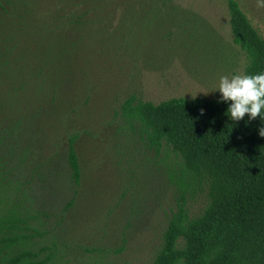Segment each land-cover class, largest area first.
<instances>
[{
  "label": "rangeland",
  "instance_id": "rangeland-1",
  "mask_svg": "<svg viewBox=\"0 0 264 264\" xmlns=\"http://www.w3.org/2000/svg\"><path fill=\"white\" fill-rule=\"evenodd\" d=\"M237 1L264 40V7ZM178 4L185 21L142 35L121 28L119 17L79 30L67 24L59 0H0V42L10 68L0 95H15L23 113L37 116L19 140L26 155L14 179L26 191L24 202L45 213L38 228L46 234L37 241L53 238L57 264H150L159 246L178 192L175 160L148 148L123 121L122 101L130 94L152 103L217 99L219 76L243 74L245 58L231 42L223 0ZM73 135L81 169L75 188L65 165ZM204 202L203 189L192 193L190 214Z\"/></svg>",
  "mask_w": 264,
  "mask_h": 264
},
{
  "label": "trees",
  "instance_id": "trees-1",
  "mask_svg": "<svg viewBox=\"0 0 264 264\" xmlns=\"http://www.w3.org/2000/svg\"><path fill=\"white\" fill-rule=\"evenodd\" d=\"M178 1L59 3L67 24L79 30L100 18L107 23L119 17L121 28L125 26L128 33L149 35L164 25L172 28L185 21L187 12ZM223 3L231 42L245 58L243 74L264 71V40L237 0ZM9 71V52L0 42V86ZM19 106L15 95H0V264H57L60 251L53 238L49 244L37 241L46 234L38 228L45 213L24 202L26 191L14 179L13 171L21 170L26 155V148L18 152L19 140L27 137L31 131L27 127L36 116L23 113ZM226 109L219 98L200 97L152 103L130 94L120 104V117L146 146L155 153L166 150L175 160L173 178L178 192L150 264H264V137L258 136L264 119L248 120L245 114L232 121ZM75 141L76 136L68 137L65 150L73 188L81 185ZM202 189L205 202L192 215L188 200ZM72 204L73 197L62 205V212Z\"/></svg>",
  "mask_w": 264,
  "mask_h": 264
},
{
  "label": "clouds",
  "instance_id": "clouds-1",
  "mask_svg": "<svg viewBox=\"0 0 264 264\" xmlns=\"http://www.w3.org/2000/svg\"><path fill=\"white\" fill-rule=\"evenodd\" d=\"M256 3L264 7V0ZM212 90L219 93V101L227 104L226 115L230 120L239 121L245 114L248 120L264 119V71L221 75ZM258 136L264 137V124L258 129Z\"/></svg>",
  "mask_w": 264,
  "mask_h": 264
}]
</instances>
